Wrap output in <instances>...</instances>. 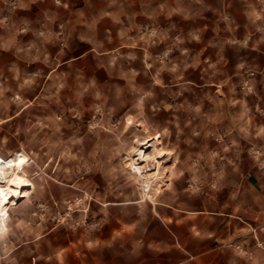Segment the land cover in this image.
<instances>
[{"label":"rangeland","instance_id":"374dc122","mask_svg":"<svg viewBox=\"0 0 264 264\" xmlns=\"http://www.w3.org/2000/svg\"><path fill=\"white\" fill-rule=\"evenodd\" d=\"M70 1L0 0V156L18 155L21 177L28 157L29 229L100 231L102 204L144 201L143 188L242 219L227 218L252 242L226 245H264V0H72L76 22L109 21L114 37L90 30L94 50L72 61V78L46 77L53 31L44 47H22L11 23L20 11L36 22L37 7L51 23ZM88 48L72 44V58ZM140 201L145 212L153 203Z\"/></svg>","mask_w":264,"mask_h":264},{"label":"crops","instance_id":"0c3cea01","mask_svg":"<svg viewBox=\"0 0 264 264\" xmlns=\"http://www.w3.org/2000/svg\"><path fill=\"white\" fill-rule=\"evenodd\" d=\"M78 10L85 15L94 12L87 5L80 6ZM19 13L20 22L18 25L11 23L10 28L16 29L15 36L22 47L30 43L44 47L51 39L47 38L46 31L54 33L51 40L59 48L54 50L52 56L57 64L46 77H54L59 71L72 78V61L81 60L94 50L91 47L94 44L88 39L90 30L99 29V36L106 41L114 37L113 27L116 25L109 21L99 25L86 17V20L76 22L72 18L76 14L72 9V0L68 7H60L59 17L51 23L43 20L45 11L40 7L35 12L36 22L30 21L32 12ZM122 24V36L128 39V29L125 23ZM72 44H87L90 48L72 58ZM126 46V42H122L118 48H108L100 54L108 55ZM68 93L72 94V85ZM19 154L25 162L22 175L26 178L28 157L24 152ZM166 177L164 181L159 177L160 184L155 187H161V183L167 181ZM150 190L148 197H145L143 188V196L140 193L141 199L153 202L147 212L138 204L140 200L126 201L120 193L116 200L103 203L107 225L100 231H43L39 229L41 223L29 229L31 219L19 213L20 204L32 191L31 185L27 197L8 207L7 220L0 227V264H264V245L239 244L238 248L225 244L238 238L241 239L240 243L252 242L246 228L227 218L242 219L205 206L192 209L195 204L183 202L182 198L179 204L160 200ZM12 208L16 213L12 212ZM260 221L264 222V215ZM238 227L239 231L232 230ZM259 228L264 229L263 225ZM261 239H264L263 234Z\"/></svg>","mask_w":264,"mask_h":264},{"label":"bare ground","instance_id":"6f19581e","mask_svg":"<svg viewBox=\"0 0 264 264\" xmlns=\"http://www.w3.org/2000/svg\"><path fill=\"white\" fill-rule=\"evenodd\" d=\"M134 153L136 159L126 162L131 169L137 165L138 160L142 159L141 149L137 148ZM169 156L168 152H164L158 160L169 159ZM20 163L21 159L18 155L0 157V227L7 220L8 207L27 197L31 188L30 182L20 176Z\"/></svg>","mask_w":264,"mask_h":264}]
</instances>
